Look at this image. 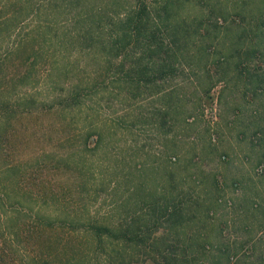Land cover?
Listing matches in <instances>:
<instances>
[{"label":"rangeland","instance_id":"rangeland-1","mask_svg":"<svg viewBox=\"0 0 264 264\" xmlns=\"http://www.w3.org/2000/svg\"><path fill=\"white\" fill-rule=\"evenodd\" d=\"M88 1L97 5L109 3L110 9L124 13L138 0ZM115 1L116 5H112ZM146 1L159 7L162 0ZM171 1L175 2L173 20H186L195 27V22L203 21L213 29L209 54L201 61L198 47L191 45L189 49L194 55L186 61L187 75L166 82L162 95L145 92L128 100L119 86L124 75L118 69L107 71L99 54L68 48L70 61L86 66L90 74L101 66L107 72L103 102L97 105L102 104L104 140L94 153L84 152V143L78 139L81 125L72 122L77 120L72 117L78 112L67 114L66 118L54 113L16 120L10 128L0 131V173H3L0 181L18 189L10 200L4 201L0 196V208L14 220L16 211L23 207L29 213L58 215L63 206L58 199L28 192L59 195L65 190L69 196L76 189L73 186L76 175L70 168H61L59 160L73 163L75 158L83 157L81 163L89 187H93L94 178L101 180L104 176L112 181L111 185L106 182L93 187L95 196L89 206L92 211L112 212L117 203L122 213L134 203L137 183L160 190L173 178L179 183L180 193L186 191L190 205L193 201L198 204L196 207L193 204L189 214L194 221L180 227L178 235L176 232L170 235L174 243L180 246L192 239L201 242L198 264H264V0ZM26 5L29 7L20 17L22 22L4 34L0 44L12 48L21 36L37 28L43 31L37 36V47L40 49L42 45L45 53L49 46L44 42L45 35L58 42L64 34L61 28L68 22L57 14V0H0V15L13 16ZM218 20L222 26L216 25ZM242 29L254 32L262 49L258 57L251 56L254 60L251 63L235 66L246 57H239L230 46L233 36ZM198 39L202 40L200 36ZM52 60L40 59L38 65ZM244 68L253 76L248 78L249 72L241 74L240 69ZM6 98L5 102L11 99ZM85 160L102 173L90 178ZM6 164L13 168L12 173L4 170ZM65 205L70 204L65 203L64 210L68 209ZM4 222L1 219L0 226ZM60 235L56 231L42 237L41 245L46 244L51 255L41 259L32 260L33 254H26L22 248L26 263L66 264L72 259V264H106L101 254L95 256L100 259L91 262L82 260L81 255L75 256L73 251L62 247ZM0 249L6 251L2 244ZM2 255L1 264H10L6 252ZM130 264L156 263L146 258Z\"/></svg>","mask_w":264,"mask_h":264},{"label":"trees","instance_id":"trees-1","mask_svg":"<svg viewBox=\"0 0 264 264\" xmlns=\"http://www.w3.org/2000/svg\"><path fill=\"white\" fill-rule=\"evenodd\" d=\"M116 2L118 1L112 5H116ZM158 6L154 7L146 0H138L135 5L127 7L124 13H120L110 9L109 3L97 5L88 0H57V14L66 17L68 25L61 28L64 34L56 43L53 38H45V35L44 42L49 44L45 53L42 45L40 49L37 47V36L43 32L37 28L26 36H21L12 48L0 44V131L7 130L16 120L28 115L59 113L66 118L67 114L78 112V115L72 117L77 118L72 122L81 125V136L78 139L81 138L84 143V152L94 153L105 137L100 115L102 104L97 105L103 102L107 72L101 66L93 69L90 74L86 71V66L83 68L70 61V51L67 52V49L74 47L79 52H94L104 58L107 71L118 69L119 74L121 72L124 75L119 86L128 100L145 92L162 95L166 90V82L187 75L186 61L194 55L189 49L191 45L198 47L199 60L202 61L209 54L211 45L208 43L211 42L213 29L206 27L203 21L195 22V27L186 20H173L175 2L171 0H162ZM28 7H21L13 16L0 15V40L10 28L22 22L20 17ZM106 18H109L108 22ZM226 20L225 18L224 21ZM222 24L220 20L216 21V25ZM46 25L51 28L49 24ZM202 30L204 33H201ZM245 36L249 39L245 40ZM233 37L230 46H233L234 52L239 57L246 56L242 61L236 62L235 66L251 63L254 61L251 56L260 54L261 40H255L254 32L242 29L241 33H236ZM16 53L17 56L13 57ZM46 57L53 60L45 65H38L39 60ZM246 70L240 69V73L249 72L248 78L253 76L254 73ZM6 97H10V101L5 102ZM77 159L73 163L65 159L59 160L61 168H70L76 175L73 185L76 189L69 190L72 192L69 196L65 190H61L62 194L59 195L28 192L47 199L53 196L55 201L58 199L63 205L58 215H46L40 211L29 213L23 207L21 199H18V203L23 208L16 211V220L7 216V212L5 214L0 208V221L2 219L5 224L7 222V225L0 226V244L5 247L6 259L10 264H27L22 248L26 254H33L32 260L51 255L46 244L41 245V239L56 231L62 234L60 244L62 243L63 248L73 251L75 256L81 255L82 260L86 258L89 262L100 259L95 257L99 254L105 256L106 264H130L146 258H152L156 264L201 262V242L192 239L183 241L179 246L171 238L173 232L178 235L180 227L194 221L189 214L193 210V204L198 206L194 201L190 205V199H186V191L180 193L178 181H173L171 177L170 183L161 191L150 189L144 183H137L134 203L122 213L117 203L112 212L92 211L89 206L95 196L93 187L106 182L111 185L112 181L104 176L101 180L94 178L93 187H89L87 173L81 163L83 157ZM87 161L84 163L88 164ZM3 168L6 172L13 171L7 164ZM88 172H91L90 178L102 173L92 164L89 165ZM2 174L0 173V177ZM22 183L21 181V185ZM11 185L0 181V196L4 201L5 198L10 200L16 195L15 190L18 188H11ZM60 195L64 197L59 198ZM109 200H112L110 196ZM65 203L70 204L65 205L68 208L66 210ZM197 246L198 248H193ZM0 252V255L4 253L1 249ZM2 257L5 258L3 255ZM3 258L0 259V264L4 261ZM66 264H72V259Z\"/></svg>","mask_w":264,"mask_h":264}]
</instances>
